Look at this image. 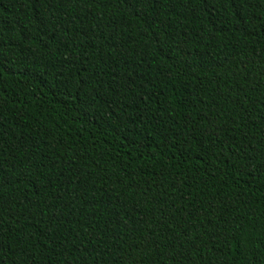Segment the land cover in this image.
Segmentation results:
<instances>
[{
	"label": "trees",
	"instance_id": "1",
	"mask_svg": "<svg viewBox=\"0 0 264 264\" xmlns=\"http://www.w3.org/2000/svg\"><path fill=\"white\" fill-rule=\"evenodd\" d=\"M0 264H264V0H0Z\"/></svg>",
	"mask_w": 264,
	"mask_h": 264
}]
</instances>
